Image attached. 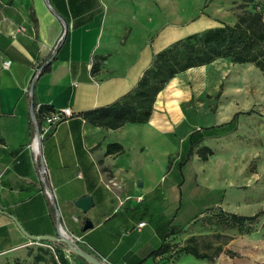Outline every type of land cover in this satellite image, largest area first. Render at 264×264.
Returning a JSON list of instances; mask_svg holds the SVG:
<instances>
[{
    "label": "crops",
    "instance_id": "obj_1",
    "mask_svg": "<svg viewBox=\"0 0 264 264\" xmlns=\"http://www.w3.org/2000/svg\"><path fill=\"white\" fill-rule=\"evenodd\" d=\"M113 1L0 0V210L33 235H56L60 224L108 264H183L184 256H193L177 248L150 254L168 240L182 246L195 235L199 215L179 220L184 170L192 156L205 164L216 151L207 145L210 137L193 149L188 137L232 118L203 124L187 108L200 95L207 67L225 62L178 73L157 94L145 123L93 125L82 112L120 99L156 53L188 36L177 10L153 26L150 0L136 6L133 0L128 6ZM42 105L72 112L41 143L45 182L29 147L35 133L31 111L37 116ZM203 146L212 151L206 159L197 153ZM84 196L92 200L87 211L75 204ZM86 220L91 226L84 229ZM168 226L180 232L164 240ZM31 243L0 213V259Z\"/></svg>",
    "mask_w": 264,
    "mask_h": 264
},
{
    "label": "rangeland",
    "instance_id": "obj_2",
    "mask_svg": "<svg viewBox=\"0 0 264 264\" xmlns=\"http://www.w3.org/2000/svg\"><path fill=\"white\" fill-rule=\"evenodd\" d=\"M116 1L120 6H128L130 2ZM136 1L139 0H133V6H136ZM150 2L153 26L160 17L164 22L166 12L169 16L171 10H177L182 15L185 36L220 26L223 22L233 23L236 15L245 10L262 11L264 8V0H255L243 7L238 0ZM223 60L225 65L222 67L214 68L210 65L205 77L198 76L201 77L200 95L187 109L196 113L199 122L203 124L223 123L236 116L231 131L207 140V145L216 151L210 160L204 164L192 156L186 165L184 206L179 220L186 223L191 217L199 215L200 218L194 222L197 228L194 230L195 236L199 243L222 245L221 254L209 264H264L262 216L238 229L216 225L214 219L219 209L240 215L264 212V75L253 65H239L228 59ZM193 78L195 80L196 77ZM216 234L221 237H215ZM75 244L108 264L83 243L75 241ZM61 257L68 264H91L66 246L57 249L50 243L42 242H32L0 264H61ZM182 262L197 263L187 255L182 258Z\"/></svg>",
    "mask_w": 264,
    "mask_h": 264
},
{
    "label": "trees",
    "instance_id": "obj_3",
    "mask_svg": "<svg viewBox=\"0 0 264 264\" xmlns=\"http://www.w3.org/2000/svg\"><path fill=\"white\" fill-rule=\"evenodd\" d=\"M238 1L241 7L255 2V0ZM217 59H228L231 63L239 65L251 64L264 75V8L262 11L245 10L236 15L233 23L223 22L220 26L192 33L173 42L154 55L151 65L144 70L131 91L111 104L86 110L81 115L93 125L111 129H117L125 123H145L151 115L157 94L173 77L187 69L208 65ZM47 110L52 109L49 106H39L37 116L40 117ZM234 117L227 123L192 132L188 137L191 149L205 137L219 136L231 131ZM2 144L4 141L0 136V145ZM197 153L201 159H206V156L212 154V151L203 146L198 149ZM260 216L264 218L263 211H258L253 215H240L219 209V212L214 214V219L216 225L228 229H238L251 224ZM199 218L200 216H197L195 220ZM179 232L180 228L168 226L163 239ZM215 237H221V235L216 234ZM170 241L161 244L150 255H161L177 248L176 252L187 253L196 259L207 260L211 263L223 250L221 244L215 246L207 242L200 244L195 235L187 238L182 246L170 244ZM50 244L57 249L65 246L62 242ZM211 250L212 252L209 253ZM11 256L13 255L1 258L0 263ZM60 261L61 264H68L62 257ZM142 261L140 260L136 264H140Z\"/></svg>",
    "mask_w": 264,
    "mask_h": 264
},
{
    "label": "built area",
    "instance_id": "obj_4",
    "mask_svg": "<svg viewBox=\"0 0 264 264\" xmlns=\"http://www.w3.org/2000/svg\"><path fill=\"white\" fill-rule=\"evenodd\" d=\"M8 62H5L3 66H7ZM41 69L39 68L36 71V76L39 75ZM38 109V108H37ZM72 112L70 108L65 107L58 110H47L45 113L41 115V117H37L34 111H31V118L33 122V126L35 128V133L32 137V140L29 144L30 149L32 150V161L35 165V168L38 172L39 177L43 182H45V177L47 175V167L45 160L43 158L41 152V143L43 139L48 136L51 132H53L54 128L62 121L71 117ZM45 193L51 199L53 198L52 192L45 186ZM143 223H140L139 226H142ZM70 239L75 243L78 239L70 236Z\"/></svg>",
    "mask_w": 264,
    "mask_h": 264
},
{
    "label": "water",
    "instance_id": "obj_5",
    "mask_svg": "<svg viewBox=\"0 0 264 264\" xmlns=\"http://www.w3.org/2000/svg\"><path fill=\"white\" fill-rule=\"evenodd\" d=\"M75 204L81 208L83 211H87L91 206H92V200L90 196H84L81 197L77 200H75ZM0 213L5 214L6 216H8L17 226V228L22 232V234L29 239L32 242H49V243H58V242H62L65 244V246L67 247L68 250H71L75 253H77L78 255H80L81 257H83L84 259H86L88 262H90L91 264H105L102 261L98 260L95 256L83 251L82 249H80L71 239H70V235L67 238L62 236L61 233V225L58 224L57 226V235H33L30 234L29 232H27L23 226L20 224V222L16 219L15 216L0 210ZM91 226V223L89 220L85 221V225H84V229L88 228ZM63 230V229H62Z\"/></svg>",
    "mask_w": 264,
    "mask_h": 264
},
{
    "label": "bare ground",
    "instance_id": "obj_6",
    "mask_svg": "<svg viewBox=\"0 0 264 264\" xmlns=\"http://www.w3.org/2000/svg\"><path fill=\"white\" fill-rule=\"evenodd\" d=\"M171 3V2H170ZM181 82V81H180ZM62 236L67 238L69 237V234H67L64 230L61 229Z\"/></svg>",
    "mask_w": 264,
    "mask_h": 264
}]
</instances>
